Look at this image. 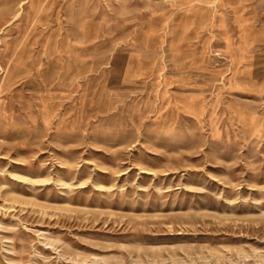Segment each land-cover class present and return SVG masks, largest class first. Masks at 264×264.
I'll use <instances>...</instances> for the list:
<instances>
[{
    "label": "rangeland",
    "instance_id": "1",
    "mask_svg": "<svg viewBox=\"0 0 264 264\" xmlns=\"http://www.w3.org/2000/svg\"><path fill=\"white\" fill-rule=\"evenodd\" d=\"M0 31V264H264V0H0Z\"/></svg>",
    "mask_w": 264,
    "mask_h": 264
},
{
    "label": "bare ground",
    "instance_id": "2",
    "mask_svg": "<svg viewBox=\"0 0 264 264\" xmlns=\"http://www.w3.org/2000/svg\"><path fill=\"white\" fill-rule=\"evenodd\" d=\"M24 2H25V1H22L21 4H20V6H21ZM19 15H20V12H18L17 14H15V15H14V18H17ZM0 33H1V31H0Z\"/></svg>",
    "mask_w": 264,
    "mask_h": 264
}]
</instances>
